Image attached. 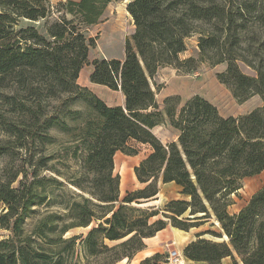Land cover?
Here are the masks:
<instances>
[{"label":"trees","instance_id":"obj_1","mask_svg":"<svg viewBox=\"0 0 264 264\" xmlns=\"http://www.w3.org/2000/svg\"><path fill=\"white\" fill-rule=\"evenodd\" d=\"M108 1L0 0V97L14 115L7 119L0 112V126L26 153L21 167L0 178V226L9 230L0 239V264H113L167 223L188 229L210 217L218 225L211 220L195 233L183 247L187 258L264 264V184L236 212L227 209L243 178L264 169V0L128 1L134 29L124 40V56L94 58L89 73L92 82L120 89L124 105H108L77 82L95 44L82 27L97 22ZM192 33L198 34V56L181 58ZM200 60L224 62L217 79L235 98L258 94L261 104L222 115L199 94L179 108L178 96L167 95L164 110L177 139L163 143L151 129L162 114L150 78L161 66L190 70ZM238 60L254 73L243 72ZM77 97L84 111L67 109ZM66 117L79 119L72 146L79 174L60 180L43 173L51 169L43 146L51 141L50 129L68 127ZM139 144L148 147L134 166L142 185L120 197L113 154L138 153ZM168 181L185 197L168 199L159 215L143 203ZM65 182L79 191L63 190ZM58 187L67 200L50 199ZM53 200L57 209L47 211ZM80 226L85 233L65 235ZM161 256L156 252L140 264H160Z\"/></svg>","mask_w":264,"mask_h":264},{"label":"rangeland","instance_id":"obj_2","mask_svg":"<svg viewBox=\"0 0 264 264\" xmlns=\"http://www.w3.org/2000/svg\"><path fill=\"white\" fill-rule=\"evenodd\" d=\"M55 3L58 0H51ZM130 0H110L107 2L104 12L100 19L88 25L87 27H82L86 35L93 36L95 39V44L90 46L87 53V62L82 65L79 70V75L77 82L81 86H86L91 91L96 93L104 101L117 102L120 100L121 92L111 89L100 83L92 82L89 79V72L91 71L92 64L91 61L94 58L100 57H116L122 58L124 56V40L129 37L134 29L133 18L126 8V5ZM67 17L71 15L66 13ZM51 19V17H50ZM42 19L36 21L37 25ZM42 31V26L39 27ZM197 33H192L185 39L186 48L180 52L181 58H186L188 56H198V46H197ZM239 67L243 72L253 74L254 70L241 60H238ZM225 68V63L221 62L218 64H210L207 60H200L196 63L194 69L186 70L185 68H178L172 65L161 66L155 75L150 78V83L154 91L155 99L158 104V108L162 114V121L155 124L151 129L153 133L163 142L167 143L170 140H176V129L172 127L169 123L168 116L164 110L163 99L167 95L178 96L176 101L177 108L180 107L188 98L195 94L204 96L209 101L214 103L219 112L222 115L245 113L253 109L255 106L261 104V98L258 94H253L246 99L239 100L235 98L230 89L222 82H220L216 77V72L223 70ZM90 85V87L87 85ZM86 84V85H85ZM120 90V89H119ZM61 97L65 95L63 93L58 94ZM58 101V100H57ZM52 100V103L57 102ZM122 105L124 104L121 103ZM9 105L4 102V99L0 97V112H2L8 119L13 118V112L8 110ZM78 109L84 111L85 105L81 97L75 98L70 102L67 109ZM68 127L65 130H59L52 128L50 129V134L52 135L51 141L46 142L43 146V153L49 155L48 164L51 169H43V173L50 174L63 180L64 177L68 179H73L79 174L78 159L73 156V143L78 137V128H76L79 119L76 117L68 118L66 117ZM134 144V143H132ZM3 145L5 148L2 153H0V178H8L13 171L18 167L23 165L22 160L25 157V150H17L13 146V141L10 136L4 132L0 126V146ZM139 144V152L135 154H127L121 150H116L113 154V170L119 174V191L120 197L123 196L126 190L133 189L141 186L142 184L136 178L134 172V166L139 161L143 154H146L148 147ZM66 146V147H65ZM80 152V150H78ZM17 180L13 181L12 184L15 185ZM264 184V169L259 173L246 176L242 180V185L236 190V192L231 193L230 197L232 202L228 205V211H237L242 207L250 195L261 185ZM174 182H161L159 183L158 196L152 199L150 203H143L144 205H151L152 208L157 209L159 215L162 214L163 207L168 199L177 197L175 196ZM177 186V185H176ZM62 188L58 187L54 189L51 195L52 199L54 196L56 199L67 200L68 195L59 194ZM63 190L68 193L70 190L79 191L72 184H67L63 186ZM58 196V198H57ZM179 197V196H178ZM55 200H53L52 205L49 206L50 210L54 211L57 207ZM3 206V205H2ZM150 207V208H151ZM45 207L40 206L39 210L42 214L45 212ZM213 216V215H212ZM35 216L28 217L25 222V228H31V223H33ZM216 221L214 217H210V220L202 227H210L208 221ZM218 223V222H217ZM217 225V224H216ZM214 228V227H212ZM86 227H74L69 229L65 235H70L73 233H85ZM171 229L169 227H164L160 232H158L155 237L148 240L145 248L138 250L130 259L115 261L113 264H138L139 258L143 256L146 252L152 251L157 244L169 240L172 242L166 243L168 248L167 252L163 254L162 264H173L169 258V250L174 248L177 252L182 254L181 251V239L179 234L172 235ZM183 233V232H182ZM9 234V230L5 227L0 226V239L6 237ZM173 236H177L175 241H173ZM169 245V246H168ZM182 257V256H181ZM184 262V259L182 257ZM183 262L181 264H183ZM197 264H207L205 262H194Z\"/></svg>","mask_w":264,"mask_h":264},{"label":"crops","instance_id":"obj_3","mask_svg":"<svg viewBox=\"0 0 264 264\" xmlns=\"http://www.w3.org/2000/svg\"><path fill=\"white\" fill-rule=\"evenodd\" d=\"M92 69V68H91ZM91 72V71H90ZM89 72V73H90ZM87 84V83H86ZM85 84V85H86ZM88 85V84H87ZM89 87H90V85H88ZM116 91H120L121 92V90H119V89H116ZM121 97H120V100L119 101H117V102H110V101H107V100H105V102L108 104V105H116V104H121V103H123V101H124V95H123V93L121 92ZM122 105V104H121ZM124 105V104H123ZM138 153H141V152H139L138 151ZM135 154V153H134ZM145 156V154H143L141 157H140V159H139V161L143 158ZM138 161V162H139ZM137 162V163H138ZM136 163V164H137ZM135 164V165H136ZM168 182H173V181H168ZM159 183H161V182H159ZM175 183V182H174ZM176 184V183H175ZM177 185V184H176ZM175 185V187H173L174 189H175V196H184L183 194H180L179 192H178V189L180 188L179 187V185H177L176 186ZM157 196H158V194H157ZM185 197V196H184ZM171 198V197H170ZM152 200V199H151ZM151 200H148L146 203H150V201ZM233 212H236V210L235 211H230V213H233ZM207 221H205V222H203V223H200V224H198V225H195V226H191V227H189L188 229H181V228H178V227H176V226H173L172 224H170V223H167L164 227H169L170 229H171V234L172 235H177V234H179V235H177V236H179L180 237V239H181V251H182V254H181V256L183 257V259H184V262H183V264H197V263H194V262H205V263H207V264H210V263H208V262H206V261H204V260H192V259H189V258H187L184 254H183V247L185 246V244L187 243V242H189L190 240H192L194 237H195V233L196 232H198V231H201V230H203V229H205V227H202L205 223H206ZM209 222V221H208ZM214 223L215 224H217L218 225V223L216 222V221H214ZM163 227V228H164ZM160 230H162V228L161 229H159V230H157L153 235H150V236H147V237H145L144 238V242H145V245L142 247V248H145L146 247V245H147V242H148V240H150L152 237H155V235L158 233V232H160ZM183 232V233H182ZM177 236H173V241H175V238L177 237ZM225 238H227L226 236H225ZM166 243H170V244H172V242H170L169 240H167V241H164V242H161L160 244H157L156 245V247L152 250V251H150V252H146L143 256H141L140 258H139V262H138V264H140V262H141V260L142 259H144L145 257H148V256H151V255H153L154 253H156V252H158V253H161V254H164V253H166L168 250V248L166 247ZM169 246V245H168ZM142 248H140V249H142ZM140 249H138V250H140ZM137 250V251H138ZM136 251V252H137ZM135 252V253H136ZM134 253V254H135ZM133 254V255H134ZM132 255V256H133ZM131 256V257H132ZM131 257H129V258H127V257H123V258H121V259H119V260H117V261H120V260H128V259H130ZM116 261V262H117ZM162 262L163 261H161V263L160 264H162ZM115 263V262H114ZM230 263V258L228 257V256H226V257H223L222 259H221V261H220V263L219 264H229Z\"/></svg>","mask_w":264,"mask_h":264},{"label":"built area","instance_id":"obj_4","mask_svg":"<svg viewBox=\"0 0 264 264\" xmlns=\"http://www.w3.org/2000/svg\"><path fill=\"white\" fill-rule=\"evenodd\" d=\"M168 258L173 264H181L183 262L180 253L174 248L169 250Z\"/></svg>","mask_w":264,"mask_h":264}]
</instances>
